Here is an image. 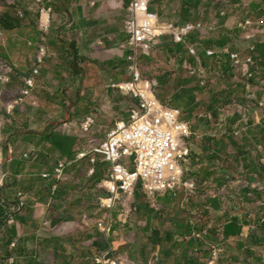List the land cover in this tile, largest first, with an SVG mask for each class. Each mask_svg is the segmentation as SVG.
Instances as JSON below:
<instances>
[{
  "label": "crops",
  "instance_id": "0c3cea01",
  "mask_svg": "<svg viewBox=\"0 0 264 264\" xmlns=\"http://www.w3.org/2000/svg\"><path fill=\"white\" fill-rule=\"evenodd\" d=\"M21 1L15 0L14 4L20 6ZM31 1L32 7L24 8V20L29 21L32 27L28 39L22 38L24 27L28 26L23 25V21L12 19L6 13L0 17V80L6 84L0 86V164L1 171L5 174L4 185L0 189V220L5 233L9 229L10 237L14 239L6 241L8 245L5 253H10L6 262L14 264L18 260V257L12 256L11 253H14L25 260L24 264H44L39 262L37 254L45 253L53 263L62 260V264H74L72 258L76 256V250L73 241L63 247L35 245L29 249L25 244L29 234H32L29 231L35 232L37 223L39 225L42 221L51 225L62 223L58 234H77L81 238L82 227L77 228L81 222L85 223L89 219L86 207L84 210L86 199L81 194L70 197L69 191L75 182L87 177L90 191L99 192L100 196L103 192L97 185L107 173L108 167L98 163L94 167V173L90 175L91 166L84 160L66 168L60 181L43 179L42 175L52 173L59 162L69 163L74 160L79 147L78 138L55 129L52 118L44 117L54 107L53 100L48 95L41 100L42 107L38 106L39 101L35 96L24 99L25 104L32 106L26 109L24 116L18 115L17 108L12 112L7 111V107L13 104L15 99L12 96L18 92L12 89L15 87L16 77L26 79L36 68L38 74L33 76V91L38 94L39 88L47 89L42 85L43 82L65 78L66 74L71 76L72 59L79 62L80 77L94 79V91L103 92L105 88L117 90L113 86L129 81L130 75L124 60L126 52L120 48L127 38L123 24L128 0ZM160 15H157L158 18ZM186 23L191 22L188 20L183 24ZM186 45L193 44H187L186 41L185 45L180 46ZM39 48L45 50L41 64L37 63ZM261 56L264 58L263 54ZM59 57L63 59L60 60ZM84 86L87 88V85ZM117 92L121 97L112 103L111 108L116 105L123 107L127 103L123 97L130 96L118 90ZM134 108L136 106L130 109L128 107L127 113ZM56 109L58 112L64 110L60 106H56ZM126 117L124 114L119 115L114 122ZM249 131V135L256 138L257 134L251 129ZM234 135L230 132L223 136L224 139H219L221 151L224 156L233 157L229 160H249V164L243 165V169L253 171L258 178L251 177L249 181L262 183L264 166H259L251 158V153L245 151L241 143L245 138L238 139ZM211 148V157L214 158L219 154L220 148L216 143ZM229 150L231 154L228 153ZM84 163L89 166L87 174L81 173ZM232 166L233 162L228 163L229 174H233ZM191 170L190 168L189 171ZM192 175L193 173H187L190 179ZM134 193L123 204V208L119 207L120 213L116 216V209L113 214L112 236H117V239L113 241L112 248L121 264H208L216 259L211 257L212 252L210 255L207 252V248H212L208 242L212 241L211 235L214 233H217L223 243L239 241L242 244L239 250L242 255L249 259L256 257L255 264H264L263 212L252 216L245 212L239 214L237 211L227 210L221 213L220 218L215 219V201L210 200L206 194L196 192L187 199L183 198L182 193L177 198L163 196L152 200L145 197L146 201L141 204L138 203V194L141 192L137 189ZM18 194H21L24 205L19 211L13 212L11 208L19 202ZM131 202L134 203L133 206ZM233 222L237 223L234 232L226 237L225 227H230ZM216 223L219 225L216 226ZM6 226H9L8 229ZM252 227H255L253 231L250 230ZM122 231L127 234L121 237ZM38 232L39 229L36 233ZM53 236L55 235H50V238ZM84 244L85 242H79L77 247L84 249L79 246ZM246 244L253 246L255 250L247 248ZM78 253L80 256L81 252ZM99 255L92 259L93 264Z\"/></svg>",
  "mask_w": 264,
  "mask_h": 264
},
{
  "label": "rangeland",
  "instance_id": "374dc122",
  "mask_svg": "<svg viewBox=\"0 0 264 264\" xmlns=\"http://www.w3.org/2000/svg\"><path fill=\"white\" fill-rule=\"evenodd\" d=\"M14 2L15 0H0V17L6 13L5 15L10 14L12 19L23 21V25L28 26L24 27L22 38L28 39L32 27L29 21L24 20V8H31L32 1L22 0L20 6L15 5ZM148 6L157 15L161 14L158 18L160 27L167 24H183L185 19L201 24V31L192 33L187 40V44L196 45L195 56L188 53L187 46H182L176 51L172 38L161 36L157 38L150 53L147 56H140L138 60V71L143 79L151 83L153 95L163 105L179 109L182 120L188 122L190 126L192 135L188 144L192 157L187 167L188 171L192 169L188 173H193L191 178L198 187L196 192L200 195L206 194L210 200L215 201L213 206L217 212L214 214L215 219L220 218L221 213L227 210L237 211L239 214L245 212L252 216H258L262 212L264 214V180L262 183L250 182L251 177L257 180L258 178L253 171L243 169V165L249 160H229L233 157L224 156L221 151L222 145L218 143L219 139H224L223 136L233 132V135L236 134L235 138H245V141L241 142L245 151L251 153V158L255 159L259 166H264V104L260 105L264 103V58L260 59L264 51L254 54L255 56L251 54L255 46L264 45V0H151ZM247 19L252 25L245 30L238 28L239 23ZM208 43H211L209 47ZM222 44L225 48L219 49ZM205 50L237 52L242 58H253L254 66L248 67L254 72L253 77L243 78L241 71L233 67L230 60L223 56L226 55L225 53L216 55L218 57H210L206 55ZM70 65V77L66 74L65 78H53L49 82H43L42 85L47 89L39 88L38 94L33 91L34 93L28 97L22 95L25 79L16 77L15 87L12 89L18 92L12 97L15 100L22 99L14 109L17 108L19 116H24L26 109L32 107L25 104L24 99L35 96L39 101L38 106L42 107L41 100L48 95L53 100L54 107L49 113L44 114V117L52 118L55 129L77 137L78 146L81 147L80 145L83 146L89 137L103 139L113 126L115 118L122 114L124 117L127 116L128 107L129 109L137 107V101L130 96H124L127 103L123 107L116 105L111 108L112 103L121 97V94L111 88H105L103 92L94 91V79H84L78 75L81 69L79 62L72 59ZM29 74L31 75L32 71ZM2 81L0 80V86L6 85ZM84 85H87V88ZM22 102L23 104H20ZM56 106L64 110L58 112ZM14 109L10 111L13 112ZM88 118L94 123L87 132H84L82 125ZM250 129L258 137L252 138L249 135ZM214 143L220 150L218 149L219 154L212 158L211 147ZM228 153L231 154L230 150ZM231 162H233V174L228 172V163ZM88 167L84 163L81 173L87 174ZM88 180L85 177L75 182L74 187L71 186L69 191L70 197L81 194L86 199L87 205L84 206V210L86 207L88 224L81 222L77 228L82 227V237L79 238L77 234L70 236L58 234L62 223H55L53 227L54 225L49 222L42 221L39 225L37 223L38 233L37 230L29 231L32 234H29L25 243L27 248L30 249L35 245L63 247L68 246L69 241H73L76 250L74 254L76 256L72 258L74 264H93L92 259L95 256L105 252L110 246L113 247V241L117 236H103L93 225V221L99 217L96 211L99 192L90 191ZM138 200V203L143 204L146 198L140 193ZM133 205L134 203L131 202V206ZM75 209L78 210V207ZM116 209L117 216L120 209L119 207ZM2 226L0 220V264H8L6 260L10 253H5L8 245L6 241L11 239L14 241V239L10 237L9 226H6L8 229L6 233ZM254 229L255 227L250 228L252 231ZM125 234L127 232L122 231L121 237ZM50 235L55 236L50 238ZM211 236L212 241L208 244L212 248H207V252L209 255L212 252L211 257L216 258L215 264H255L256 257L246 258L239 251L242 246L239 241L223 243L217 233ZM52 239L54 240L50 242ZM79 242H85L84 245H79L84 249L80 250L77 247ZM245 246L254 249L251 245ZM78 251L81 252L80 256ZM11 254L18 257L14 264H24V259L21 260L20 256ZM112 257L118 259L114 250ZM37 259L44 264H62V260L53 263L45 253H38Z\"/></svg>",
  "mask_w": 264,
  "mask_h": 264
},
{
  "label": "built area",
  "instance_id": "2783aa9c",
  "mask_svg": "<svg viewBox=\"0 0 264 264\" xmlns=\"http://www.w3.org/2000/svg\"><path fill=\"white\" fill-rule=\"evenodd\" d=\"M151 0H128L125 8L126 17L123 31L127 38L120 45L126 52L124 60L127 63L129 81L113 86L120 93L130 95L137 101V107L129 110L126 119L114 122L113 126L101 140L88 138L82 148H78L74 160L69 163L59 162L52 173L43 174V179L60 181L66 168L72 163L87 161L91 166L89 174L94 173L98 163L107 165V173L97 185L103 194L97 197L96 208L99 217L93 221L94 227L106 237L113 233V213L117 207L133 197L137 189L148 199L169 196L177 198L180 193L187 199L194 196L197 190L193 179L187 177L188 161L191 149L188 140L192 135L188 122L181 118V111L163 105L152 93V85L143 79L138 71L140 56H147L154 46L157 38L171 36L177 45H185L188 37L194 32L201 31L200 23H186L182 25H158V16L149 10ZM247 19L239 23L238 28L243 30L251 26ZM188 53L196 54V45H186ZM207 56L226 54L232 63L241 71L243 78L253 77V71L248 69L254 66L251 57L242 58L237 52L223 53L222 50H205ZM45 50L39 48L37 63L43 62ZM245 68V69H244ZM38 74L35 68L29 78L25 79V89L22 95L28 97L33 91V76ZM138 85L149 86L148 93L152 99H147L145 94L137 88ZM22 99H17L7 107L13 110ZM264 103H260L262 106ZM88 118L82 125V130L87 132L93 124ZM5 174L1 171L0 164V189L3 187ZM56 185L53 186V190ZM19 202L11 210L19 211L23 207L21 194ZM87 222V221H86ZM85 224L87 225L88 223ZM13 246V245H12ZM113 250L109 247L94 259L95 264H121L112 257ZM208 264H215L212 259Z\"/></svg>",
  "mask_w": 264,
  "mask_h": 264
},
{
  "label": "trees",
  "instance_id": "16d2710c",
  "mask_svg": "<svg viewBox=\"0 0 264 264\" xmlns=\"http://www.w3.org/2000/svg\"><path fill=\"white\" fill-rule=\"evenodd\" d=\"M149 10L151 11L150 8H149ZM186 21H188V19H185V22H186ZM10 23H11V22H10ZM210 44H211V43H208L207 46L209 47ZM180 47H181L180 45H176V47H175L176 51L179 50ZM223 48H225V47L223 46V44L219 46V49H223ZM254 48H255L254 51L251 53L253 56H255L254 54H257V53H259V52L264 51V46H258V45H257V46H255ZM226 56H227V55H226ZM263 56H264V52H263ZM262 58H263V57L261 56L260 59L262 60ZM236 224H237L236 222H233L232 225H231L230 227H227V226L225 227L224 234H225L226 237H229V235H231V234L234 232V227L236 226ZM235 233L238 234V231H235ZM198 246H202V245H201V244H198Z\"/></svg>",
  "mask_w": 264,
  "mask_h": 264
},
{
  "label": "bare ground",
  "instance_id": "6f19581e",
  "mask_svg": "<svg viewBox=\"0 0 264 264\" xmlns=\"http://www.w3.org/2000/svg\"><path fill=\"white\" fill-rule=\"evenodd\" d=\"M137 88L140 89V91H142V92L145 94V97H146L147 99H152L151 94H149V93L147 92V91H148V88H149L148 85H146V88H145L143 85H138Z\"/></svg>",
  "mask_w": 264,
  "mask_h": 264
}]
</instances>
